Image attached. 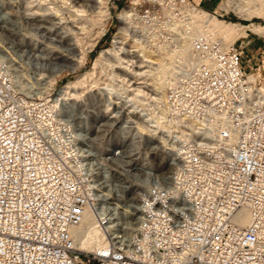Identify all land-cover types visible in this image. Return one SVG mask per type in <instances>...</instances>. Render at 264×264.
I'll use <instances>...</instances> for the list:
<instances>
[{"label": "built area", "instance_id": "2783aa9c", "mask_svg": "<svg viewBox=\"0 0 264 264\" xmlns=\"http://www.w3.org/2000/svg\"><path fill=\"white\" fill-rule=\"evenodd\" d=\"M185 2L123 5L128 39L175 48ZM242 38L193 36L189 65L163 91L144 74L151 62L133 55L120 59L134 73L93 72L92 93L78 102L104 131L100 166L60 110L66 83L56 88L48 72L33 82L0 37V264H264V85L247 79L252 41ZM107 84L135 100L110 98ZM167 166L164 177L157 169ZM120 170L137 200L129 229L112 184ZM88 211L105 234L91 250L73 235Z\"/></svg>", "mask_w": 264, "mask_h": 264}, {"label": "bare ground", "instance_id": "6f19581e", "mask_svg": "<svg viewBox=\"0 0 264 264\" xmlns=\"http://www.w3.org/2000/svg\"><path fill=\"white\" fill-rule=\"evenodd\" d=\"M61 2L63 3L62 8H64L65 11L63 12L64 15H60L61 16V17L59 16L60 18L58 17L59 19L62 20V22H57V21L56 22L59 25L58 28H62V30L65 28L66 29L65 31L64 30L60 32L54 31L55 33H51V31L53 30L50 31L51 27H49L48 24L47 25L45 24V20L47 22L48 19L52 18L50 16L53 15L52 14L48 16V13H54V15L58 14V10L60 8L57 7L56 8L49 7L51 9H48V7L45 8L36 7L37 9L36 8L30 9L31 7L28 8V29L31 28L35 32L43 33V35L51 36L52 34L54 35V38L56 37L55 39L56 45L59 42L60 43V44L58 43L59 45L64 44L69 51L70 50L79 51L80 57L77 60L78 58L77 55L76 58L79 66L86 59L87 53L90 52L94 47V41L101 34L105 32V27L103 26L104 23L103 22L101 23V21L102 19H106L109 15H111L109 8V0H61ZM62 3L59 4L62 5ZM221 9H225V10L231 9L239 17L245 19H252L253 17H259L264 19V0H222L219 3L218 11H220ZM48 10H50V12ZM179 10L183 14L184 21L182 20L177 21L173 25L178 40V43L175 48L173 49L169 48L168 44L163 42L154 43V44L152 43L151 44L140 43L138 45L136 44V47L138 46L137 49L139 54H136V56L134 57H136L138 61H140L141 63L147 61L153 64V65L151 64L148 65L150 69L148 68V70H146L144 74H147L148 76L151 77L152 79L151 85L157 91H163L168 87L178 83L180 78L178 75V68H179L178 65L188 66L192 59V55L189 51V46H190V39L193 36L203 35L207 39L220 40L225 45H229L233 43V41L237 37L247 35L248 31H252L264 35V24H262L261 22L251 21L248 24H243L241 22H231V21L227 22L225 20L219 19L216 15L208 12L206 9L194 5L192 1L182 3L179 6ZM130 11L131 9H126L118 13V17L121 23L123 24L114 34V37L112 39L113 46L100 51L99 56L95 59L92 70L84 72L76 80L67 82L59 89L58 92V94L60 95L61 112L63 113L64 116H66L71 120H74L77 123L78 132L79 133L82 132L86 136L87 138L86 146L94 153L96 157V161L100 166L103 164L102 161L103 151L107 145L106 141L103 138L104 131L103 130L99 131L95 127L91 113L92 109L89 110V104L84 106V104L78 102V99L81 98V95L83 93H86V98L89 99L90 97L89 94L92 93L91 90L93 85H91L90 79L93 72L105 73L106 66L108 65H110L111 68L116 69L118 72H122L121 70H123L134 73L133 69L129 68V66L122 64V61L120 59L121 56L119 54L120 56L119 57L116 52L119 48L124 47L121 44L124 43V40H126V38L128 39V32L125 23L129 20L128 18L130 15ZM16 20H17L16 18L14 19L11 18L8 15V12L2 9V6L0 7V37L1 38L5 40L8 39L11 42H16L17 40H19V38H17V33H16L19 29L18 26L16 25L17 24ZM95 27H98V29L99 28L100 29L97 31V35L95 31L94 34L96 36L93 38L94 41L92 42V44H89V49L83 52V50L80 49L81 41H83V39L81 40V36L82 34L85 35L86 32L89 31L91 32V29ZM36 36H38V34ZM50 36L47 37V39L50 38ZM83 38L85 39V37ZM51 40H53V38ZM56 45H53V47L54 46L56 47ZM58 47L57 50L55 51H58V49L59 50L62 49V47L60 48ZM28 51L30 53V57H32V59L34 60L33 67L35 69L36 74L41 75L43 71L48 72L49 74H54L55 72L57 71L59 72L62 70L63 66L60 65L61 64L59 63L60 61L59 62L57 61L56 63L55 59L57 58L56 56H54V54H53V56L55 57L54 61L51 60L53 56L51 59L48 57L47 54L49 52L46 54L47 57L44 56L43 54H38L36 52V49L32 47L29 39H28ZM111 57L116 58L113 63H110L109 61ZM73 61H71L72 63L69 61V63L71 64L69 65L68 68H70L72 71H75L77 66L75 65L76 62L73 63ZM63 62L65 63V61ZM263 67H264V62H263ZM18 69L21 77L23 78L24 74L22 69H20L19 67ZM252 74L253 73H248L247 79L251 82H256L257 77H255ZM50 84H53V81H51V79H50ZM106 87L108 89L114 90V92L112 91L113 93L110 92L109 95L107 96L113 99L117 98L119 99L118 101L122 100L124 101L125 105L126 104L129 105L130 101L135 100L134 96H131L128 93L126 94L125 90L116 89V87L112 84H107ZM262 89L264 90V87ZM131 145L134 147L135 141H131ZM157 170L159 171V173H161V175L163 174L164 177H168L172 171V168L170 166H167L166 169L160 167ZM112 184L118 196V198H116V202L120 203L122 207H125L124 210L127 212L128 215L130 214L129 217L128 216L125 217L124 226L127 229L132 228L135 225L137 200L133 190L128 187L127 174L123 173V171L121 170L115 172V181H113ZM114 212H115V216L117 217L120 216V218H122V215L117 210H115ZM133 214L135 215L131 216ZM240 221L242 224H245L247 221V217L246 216L241 217ZM73 235L76 239L77 245L81 249H85V250L94 249L99 244L105 242V234L101 229L97 227L96 221L91 211L87 212L83 221L73 230Z\"/></svg>", "mask_w": 264, "mask_h": 264}, {"label": "rangeland", "instance_id": "374dc122", "mask_svg": "<svg viewBox=\"0 0 264 264\" xmlns=\"http://www.w3.org/2000/svg\"><path fill=\"white\" fill-rule=\"evenodd\" d=\"M191 1L194 3V5L198 4L197 5L198 7H202L204 9H206L208 12L216 15L219 19L225 20L227 22L231 21V22H241L243 24H248L251 21H254V22H261L262 24H264V19H262V18L253 17L252 19H245V18L239 17L231 9H228V10L221 9L220 11H218L219 3L222 0H208V6L210 8L213 7V9L206 8L204 3L198 2V0H191ZM111 2H112V0H109V5ZM130 2H132V0H122L121 6L115 12H113V13L111 12V15H109L106 19H102L101 23L102 22L104 23L103 26L105 27V32L103 34H101L95 41L93 38L97 35V31L100 28L98 29V27H95V28H92L93 30L91 29V32L89 31L90 33L86 32L85 35L82 34V36L85 37V39L81 36V40L83 39V41H81L80 49H82L83 52L87 51L89 49V44H92L93 41H94V47L92 48V50L90 52L87 53V57L84 60V62L78 66L77 60L80 57L79 51H77V50L76 51L73 50L74 52L72 50L69 51L64 44L59 45L60 44L59 42H58L59 44L57 43V45L59 46L58 47L55 44L56 43V41H55L56 37L54 38V35H52V34H51V36H53V37H51L50 35H43V33H41V32H35L31 28L28 29V8L31 7L30 9H35L36 7H38V8L39 7L40 8L48 7V9H51L49 7H55V8L57 7V8H60L59 10H61V11L58 10V14H55V15H54V13H48V16H50L52 14L53 15L50 16L52 18L48 19L47 22L45 20V24L46 25L48 24V26L51 27L50 31L53 30V31H51V33H55L54 31H59V32L63 31V30L65 31L66 30L65 28L63 30H62V28H58L59 25L57 23V22H62V20L59 18L61 17L60 15H64L63 12L65 11L64 8H62L63 3L61 2V0H0V4L2 6V9L4 11H7L8 15L11 18L17 19L16 25L18 26L19 29L16 33H17V38H19V40H17L16 42H11L10 40L6 39V41L11 42L14 45V47L17 49V51L19 52L20 56L16 57V58L20 62V64L22 65V67L24 69L25 76L29 77L33 82H35V80L33 79V76L37 77V74L35 73V69L33 67L34 66V64H33L34 60L32 59V57H30V53L28 51V39H29L32 47H34V49H36V52L38 54H43L46 57L48 55V57L50 59L52 58V56L54 54V56H56V58H57V59H55L56 63H57V61L58 62L60 61L59 62V63H61L60 65L63 66L61 71H59V72L57 71L54 74L49 75V77H51V81L54 82L55 79L57 80V82L55 84L56 88L61 87L63 84H65L69 81L76 80L84 72L92 70V67L94 66L95 59L99 56L100 51L105 50V49L113 46V42L111 43V38L113 39V37H114L113 34H115L114 32H116L120 28V26L123 24V23H121V21L118 17V13L122 10L128 9L127 7H124L122 10H120V8L123 5L129 4ZM133 2H136V0H133ZM59 3H62V5ZM48 11L50 12V10H48ZM118 21H119V23H118ZM52 22H54V23H52ZM110 24H111V26H110ZM117 27H118V29H117ZM31 31H33V32H31ZM92 31H94V32H92ZM95 31H96V35L94 34ZM28 32H30L31 35ZM28 34H29V37H28ZM37 34H38V36H36ZM89 35H90V37H89ZM39 36H40V38H39ZM49 36L51 39L53 38V40H51L50 38L47 39V37H49ZM245 36H246V38L244 40L248 39V40L252 41V43L245 48L244 63L246 65V71L253 73L252 75L257 77L256 82L259 81L261 83L260 85H264V67H263V62H264V35L256 33V32H252V31H248V34ZM242 39H243L242 36H239L235 40L237 42H239ZM85 41H87V42H85ZM136 44L138 45V43H134L130 39L127 40V38H126V40H124V43L121 44L124 47H121L122 49L119 48L120 50L118 49L116 51L118 56H119V54L121 56V57L119 56L120 58L132 57V55L136 56V54H139L138 49H137L138 46L136 47ZM53 45H56V47L54 46L55 47L54 48ZM42 46H45V47H42ZM46 46H47V48H46ZM57 47L58 48L62 47L63 50L58 49L59 52L55 51V50H57ZM40 49H41V51H40ZM60 51H61V53H60ZM118 51H119V53H118ZM55 52H57V53H55ZM62 52L64 54H66L68 58ZM62 55H63V57H62ZM77 55H78V58H77ZM54 56L51 59L53 61L55 58ZM73 57L75 58V60ZM76 58H77V60H76ZM63 61H65V63ZM69 61L70 62L73 61V63L76 62L75 65L77 67H76L75 71H72L70 68H68L69 65L72 63V62L69 63ZM109 61H110V59H109ZM111 62H113V61L111 60ZM33 70H34V72H33ZM43 72H45V71H43ZM102 73L103 72H101V76H105L104 73L103 74ZM52 78H53V80H52ZM101 78H103V77H101ZM145 81L147 82L148 80H145Z\"/></svg>", "mask_w": 264, "mask_h": 264}, {"label": "crops", "instance_id": "0c3cea01", "mask_svg": "<svg viewBox=\"0 0 264 264\" xmlns=\"http://www.w3.org/2000/svg\"><path fill=\"white\" fill-rule=\"evenodd\" d=\"M198 2H203L205 7L208 9H213V7L210 8L208 6V0H198ZM121 4H122V0H112V2L109 5L110 12H112V13L115 12L121 6ZM110 26H111V24H110Z\"/></svg>", "mask_w": 264, "mask_h": 264}]
</instances>
